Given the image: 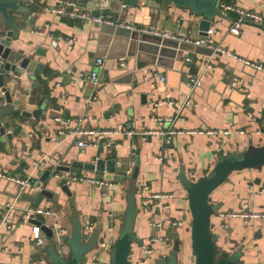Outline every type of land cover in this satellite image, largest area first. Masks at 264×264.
Returning <instances> with one entry per match:
<instances>
[{
	"label": "crops",
	"instance_id": "0c3cea01",
	"mask_svg": "<svg viewBox=\"0 0 264 264\" xmlns=\"http://www.w3.org/2000/svg\"><path fill=\"white\" fill-rule=\"evenodd\" d=\"M56 1L47 0L41 5L50 6ZM222 3H234L245 10L264 14V0H221ZM222 12L224 16H217L212 23L211 28L216 32L208 37L209 42L264 65V28L248 23L242 26L240 34L229 33L234 14ZM120 16L129 23L155 25L179 34L191 32L193 35L196 30L194 36H198L200 17L190 8L179 7L172 2L164 1L157 8L149 0H141L137 7L123 11ZM3 24L0 17V25ZM28 29L19 46L31 50L32 59L43 63L42 73L48 79L49 93H45L43 85L29 93L32 82L26 73H17L26 88L16 87L14 71L10 78L11 91L13 95L16 91L30 94L23 101L28 110L38 108L42 100H47L48 105L40 121L33 117L18 120L17 123L24 125L27 137L18 136L14 149L10 151L6 144L0 143V173L13 172L21 178L32 174L31 170L17 172L24 161L32 165L46 159L45 165L39 167L43 169L47 165L73 161L91 162L102 156L116 158L119 172L124 173L130 168L133 174L139 157L136 198L141 211L137 216L135 234L143 243L133 245L130 259L134 264H153L158 258H167V245L155 243L152 245L154 252L147 263H143L144 248L150 245V237L154 233L149 222L161 216L184 221L180 227L166 224L161 234L173 238L178 234L182 245L179 264H193L187 231L191 221L188 195L180 176L185 173L188 179L197 180L213 169L220 156L242 152L253 145H264V69H256L224 52L215 51L209 56L179 50L175 55L171 47L158 50L153 42L139 44L121 36L116 37L114 52L118 53L111 60L105 51L103 54L100 45L107 35H104L101 24L69 19L48 11ZM167 44L173 45V42L168 41ZM37 50H45V56L36 54ZM186 55L192 61H187ZM100 57L104 58L102 67L96 64ZM121 61H126V66H120ZM208 61L215 69H205ZM92 72L98 73V84L91 81ZM199 76L202 84L192 94L195 105L180 109L179 105L167 103L169 99L182 101L191 92L189 79ZM236 78L237 83L233 85ZM177 110L181 111L178 113ZM58 115L87 117L86 124L92 128H120L132 131L133 135L111 136L121 145L109 151L104 148L100 152L96 145L82 148L76 145L75 137L66 133L68 127L54 120ZM170 129L180 133L172 135L170 143H166L158 132ZM199 130L205 132L192 133ZM226 130L232 133L224 134ZM241 130L244 132H238ZM80 138L94 139L92 136ZM76 171L79 175L103 176L85 168ZM71 184L73 196H63L74 203V213L83 229L88 231L85 223L91 220L94 228L104 225L106 240L115 239L126 207L120 182L108 190L88 182ZM263 188L264 165L234 171L210 195V202L220 207L212 217V230L219 235L216 242L218 257L239 255L237 264H264V216L250 217L247 223L242 216H224L230 212H264ZM17 190L16 184L0 178V204L4 207V214H7L5 208L15 199ZM156 193L173 194V198L167 199L169 209L159 211L155 200L148 205L143 204V198ZM51 205L44 199L41 207ZM28 206L18 200L12 206L7 221L0 224V264H42L37 258L41 245H36L33 240L32 225L22 220V213ZM67 214L59 220L64 236L73 232V224ZM106 256H109L107 252ZM95 257V253L90 254L87 264H92Z\"/></svg>",
	"mask_w": 264,
	"mask_h": 264
},
{
	"label": "water",
	"instance_id": "95a60500",
	"mask_svg": "<svg viewBox=\"0 0 264 264\" xmlns=\"http://www.w3.org/2000/svg\"><path fill=\"white\" fill-rule=\"evenodd\" d=\"M46 1L0 0V17L4 21V24L0 25V143L6 144L10 151L17 145L16 138L18 136L21 138L27 137L24 125L17 123L18 120L33 117L35 120L40 121L41 117L46 114L47 100H42L38 108L28 110L25 108L23 101H26L27 96L30 94H22L16 91L13 95L10 85L12 71L21 75L26 73L29 74L28 77L32 82L30 88H28L29 93H31L32 89L40 88L41 85H43L45 93H49L48 79L42 73L43 63H38L36 59H32L33 52L31 50H26L19 46V42L22 41L21 39H23L25 33L29 31V26L32 28L37 24L40 16L46 15L48 5H44L43 7L41 5V3H46ZM140 1L79 0V3L89 9L94 15L114 18V14L119 13V17L114 19L125 21L120 14L129 8L137 7ZM164 1L172 2L179 7H188L196 16H199L198 35L207 36V31L211 28L214 19L217 16H224V13L220 9L221 0H149L157 8H160ZM101 25L104 35L107 34L106 36L109 38L105 39L100 45L108 47L106 54H108L111 60L116 57L113 51L117 45V36L129 38L131 41L139 44L153 42L158 47V50L168 46L173 49L175 55L179 50L203 53L209 56L213 54L212 49H204L203 47H196L188 43L163 39L159 36L141 34L114 25ZM168 41L173 42V45L167 44ZM35 53L45 56L46 51L37 50ZM51 78L52 76L49 77V79ZM13 79V81L17 82H15L16 87L18 85L19 88H26L22 78L13 77ZM18 147L20 146L18 145ZM99 151L103 152L104 148L100 147ZM137 154H139V151H137ZM139 165L140 158L137 157L136 166L133 174L130 176L131 179L137 178ZM263 165L264 145H253L245 151L227 153L220 156L213 169L207 175L197 180H190L185 173L181 174L180 180L187 191L191 217L188 230L190 233V246L193 252V264L238 263L239 255L218 257L216 242L219 235L212 230V217L219 211L220 207L210 202V195L234 171L260 168ZM80 168L103 174V178L113 180L116 183H122L127 178V176L117 170L116 158L108 159L97 156L91 162L73 161L69 164L52 165L49 167L47 165L43 169L36 168L33 164L29 165L24 161L17 172L22 173L24 170H31L32 174L28 173L24 177H21V179L30 181V186L22 188L21 183L10 180L17 185L18 190L14 194L15 199L10 201L9 205L5 208L6 212L10 210V205L16 204L18 200H22L29 205L24 209L22 214L29 207L41 206L44 199L52 203L51 207H47L52 211L50 215L35 216L33 214L28 221L31 225L40 226L45 237L55 239V241L48 243L45 241V246L39 248L37 252L38 263L87 264L90 254H96V248H94L93 244L95 228L101 229V244H103L105 249L104 244L107 240L104 225H97L95 228L85 231L78 220V215L74 213V203L69 202L64 197L71 198L73 196L71 183H76V181L70 180V176L76 175V170ZM6 174L17 176L13 172H6ZM127 204L126 202L124 220L121 221L118 235L113 240V248L109 251V264H134L130 259L133 245L137 242L139 244L143 243L142 239L136 240L135 238L138 212L134 206ZM3 209V205L0 204V220L4 216ZM65 213H68V218L73 224V232L70 236H64L63 233L61 234L58 231L62 229L59 221L60 217ZM173 240L174 251H178L177 255H167L162 264H179L182 245L178 234L174 236ZM65 247H67V251H65Z\"/></svg>",
	"mask_w": 264,
	"mask_h": 264
},
{
	"label": "built area",
	"instance_id": "2783aa9c",
	"mask_svg": "<svg viewBox=\"0 0 264 264\" xmlns=\"http://www.w3.org/2000/svg\"><path fill=\"white\" fill-rule=\"evenodd\" d=\"M221 11H230L231 13H234L235 16L231 20V24L228 28V32L238 35L241 32V28L244 24H255L257 26H260L264 28V14L259 12V11H250V10H245L241 8L239 5L234 4V3H222L220 6ZM49 12L66 17L69 19H75V20H82V21H89L94 24H109V25H114L117 27H122L131 31H136L141 34H148V35H153V36H159L163 39H171L178 41L180 43H188L192 44L196 47H208L213 50V53L216 52H224L230 54L234 58H238L240 61L243 63L250 65L256 69H264V65L258 61H251L249 59L239 57L237 55H234L231 52L226 51L225 49L219 47V46H214L209 42L208 37L212 35L213 33L216 32V29L210 28L207 31V36H194L191 34V32L185 33V34H179V33H174L166 30H162L158 28L155 25H141V24H134V23H129L126 21H121L118 19H114L112 17H105L101 15H94L89 9L86 7L82 6L78 0H57L52 6H48L46 8ZM187 61H192V58L187 56L186 57ZM96 64L102 67L104 65V58H97L96 59ZM127 62L126 61H121L120 66H126ZM205 69L207 70H213L215 69L213 63L210 61L206 62L204 65ZM20 75L15 73L13 77H19ZM90 79L92 82L95 84L99 83V77L98 73L92 72L90 74ZM161 80H164L163 77L160 78ZM237 83V78L234 80L233 85H236ZM189 84L191 86V92L187 94V96L182 100V101H175L173 99H169L167 103L170 105H179V108L182 109L183 107H188L191 105H195V103L192 100V94L193 91L200 87L202 82H201V76L199 77H191L189 79ZM181 110H177L179 113ZM54 120L57 123H60L64 126L68 127L67 134L75 137L76 139V145L82 148H86L90 145H96L98 147H103L106 148L108 151L111 150L113 147H118L121 144L118 142L113 141L111 139V136L113 135H118V134H126L129 136L133 135V132L130 130H121L120 128L116 129H108V130H101V129H96L88 126L86 123L88 121L87 117H78V118H71V117H65L62 115H58L54 118ZM204 130H199V131H192V133H204ZM207 132L209 133H214L212 130H208ZM243 133L244 131H238ZM61 133H64L63 130H61ZM148 133V132H147ZM180 133L174 129H170L167 131H159L158 134L161 135V137L164 138V141L166 143H170V138L172 135ZM231 130H226L224 131V134H231ZM92 136L94 137L93 140H86L84 138L80 137H89ZM79 137V138H77ZM107 137V139H106ZM46 159H42L40 161H36L33 163V166L36 168L42 167L45 165ZM125 176L130 177L132 175V169L128 168L127 170L125 169L124 173ZM58 176V175H57ZM70 180H74L76 182H88L93 186H98L103 189H112L114 185H116V182L113 180H109L103 177H92V176H85V175H79L76 174L74 176H70ZM0 178H6L11 181H17L21 183L22 188L29 187L30 186V181L21 179L17 176L13 175H7L5 172L0 173ZM264 191V188H263ZM173 194L170 193H156L153 195H150L147 198H143V204L148 205L150 202L155 200L158 205L159 211L161 209H169L170 205L168 203L167 199L173 198ZM9 205V204H8ZM13 205H10V210L7 212V214H4L2 219L0 220V224L5 223L7 221V216H9V213L11 211ZM52 211L48 208L45 207H29L25 210L23 214V221L29 223L28 221L30 218L33 216L38 215H50ZM224 215V214H223ZM224 216L227 217H234V216H242L247 223L250 217H260L264 216V212L261 213H248V212H242V213H236V212H230L225 214ZM184 221L183 220H172L168 217H161L158 219H152L149 222L150 228L154 233H152L150 237V245L144 248L145 256L143 257V263H147L148 257L154 252V249L152 247L153 244L155 243H165L168 244L173 241V237H170L169 235L161 234V231L165 227L166 224L173 226V227H180L183 225ZM86 229L89 231L94 228V222L91 220H87L86 223ZM56 226V224H55ZM9 228H11V225H8ZM61 234L63 233L64 230L60 229L58 230ZM160 231V232H159ZM32 237L33 240L35 241L36 245H42L45 243V235L41 231L40 226L38 225H32ZM113 240L112 238L107 239L105 245V250L108 251L113 248ZM31 264H37V262H32ZM92 264H109V263H103L100 260H94Z\"/></svg>",
	"mask_w": 264,
	"mask_h": 264
},
{
	"label": "rangeland",
	"instance_id": "374dc122",
	"mask_svg": "<svg viewBox=\"0 0 264 264\" xmlns=\"http://www.w3.org/2000/svg\"><path fill=\"white\" fill-rule=\"evenodd\" d=\"M118 17H119V13L114 14V18H118ZM195 33H196V30H194L193 35H196ZM104 38L107 40L109 37L105 36ZM102 51H103V54H105V52L107 51V47L106 46H102ZM117 53L118 52H114L113 51V54H117ZM95 175H97V176L99 175L100 176V173L95 172ZM120 184L123 186L122 193H123V197L126 199V202L128 203L127 205L130 204V205L134 206L135 209L137 210V212L139 213L141 211V208H140V206H138V201H137V198H136L137 193L139 191V188H138V186L136 184V179H131L130 177H127L126 180L123 181ZM124 214H125V212H123L122 215H121V221L124 220ZM189 227H190V225H189ZM189 227H187V229H189ZM187 231H188V237L190 239L189 230H187ZM94 232L95 233H94V238H93V241H94L93 244H94V248H96L95 251H96V255H97V257H95V258L97 260L102 261L103 263H106L108 261L109 256L104 257V254H105V252H107L108 255H109V251L111 249L106 251L104 249L103 244H101V229L95 228ZM135 238H136V240L138 239L136 234H135ZM45 241H47V243H48L50 241H55V239L46 237ZM173 241L168 243V244H166L167 245V253H168L169 256L170 255H177V252H178V251H174ZM44 246H45V244H42V246L39 247V248H43ZM181 250H182V248H181ZM165 259L166 258H158V259H156L153 262V264H162L163 261H165Z\"/></svg>",
	"mask_w": 264,
	"mask_h": 264
},
{
	"label": "trees",
	"instance_id": "16d2710c",
	"mask_svg": "<svg viewBox=\"0 0 264 264\" xmlns=\"http://www.w3.org/2000/svg\"><path fill=\"white\" fill-rule=\"evenodd\" d=\"M234 14V13H233ZM234 16H235V14H234Z\"/></svg>",
	"mask_w": 264,
	"mask_h": 264
}]
</instances>
